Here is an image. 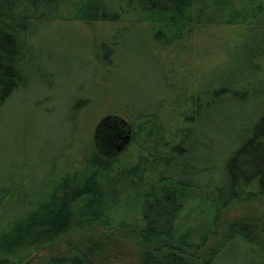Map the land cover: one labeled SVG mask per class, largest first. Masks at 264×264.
Wrapping results in <instances>:
<instances>
[{
	"label": "trees",
	"instance_id": "trees-1",
	"mask_svg": "<svg viewBox=\"0 0 264 264\" xmlns=\"http://www.w3.org/2000/svg\"><path fill=\"white\" fill-rule=\"evenodd\" d=\"M52 22L131 26L178 63L180 83L163 80L168 99L109 112L130 126L120 153L95 144L103 117L92 151L74 124L41 177L28 163L0 177V264H36L45 247L55 254L44 264H107L116 235L135 242L140 264H264V215L224 225L226 210L264 198V0H0V117L33 85ZM213 29L219 42L189 62L185 42ZM120 33L97 47L98 66L117 65ZM215 46L223 60L197 73ZM83 235L96 239L88 250L73 240Z\"/></svg>",
	"mask_w": 264,
	"mask_h": 264
},
{
	"label": "rangeland",
	"instance_id": "rangeland-1",
	"mask_svg": "<svg viewBox=\"0 0 264 264\" xmlns=\"http://www.w3.org/2000/svg\"><path fill=\"white\" fill-rule=\"evenodd\" d=\"M116 29L124 34L115 49L117 65L111 68L103 61L100 67L95 60L100 57L97 56V47L114 36ZM223 32V29H213L211 35L214 36L211 38L204 36L192 43L185 42L190 49L189 62L198 53L204 54L205 47L209 46L207 40L213 42L218 36V40L214 41L219 42ZM138 33L139 30L126 24L52 22L47 25L46 34H43L36 52L40 70L36 69L37 72L32 74L33 85L14 97L0 117V177L22 170L25 163L30 164L36 170V176L41 177L44 174L42 162L52 157L59 145L65 144L74 124L78 127L79 123L85 140L83 149L92 151L94 127L109 112L122 111L127 102L151 104L170 97L161 84L163 80L166 84L170 79L172 83H180V67L175 61L167 63V57L156 51L150 39ZM212 49L215 53L206 56L203 59L205 62L193 61L194 68L200 69L197 73L204 74L212 69L213 62L223 60L221 53L219 58L216 57L218 47ZM171 54L176 56V53ZM112 55L107 50L101 57L109 59ZM137 152L138 145L133 144L129 154ZM78 175L75 174L73 179H77ZM257 213L264 215V198L226 210L224 225L236 218L253 217ZM110 236L103 235L102 244ZM116 237L106 249L104 257L109 260L107 264H140L135 242L128 243ZM73 240L80 250H88L85 244L96 241L89 235ZM60 248L62 253L66 252L65 242ZM54 254L45 247L32 255L36 264H44L45 258Z\"/></svg>",
	"mask_w": 264,
	"mask_h": 264
},
{
	"label": "water",
	"instance_id": "water-1",
	"mask_svg": "<svg viewBox=\"0 0 264 264\" xmlns=\"http://www.w3.org/2000/svg\"><path fill=\"white\" fill-rule=\"evenodd\" d=\"M95 144L104 153H120L131 141V130L127 121L109 116L100 121L95 129Z\"/></svg>",
	"mask_w": 264,
	"mask_h": 264
}]
</instances>
